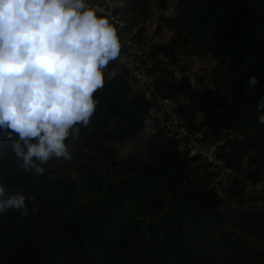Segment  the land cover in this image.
<instances>
[{
    "label": "trees",
    "instance_id": "1",
    "mask_svg": "<svg viewBox=\"0 0 264 264\" xmlns=\"http://www.w3.org/2000/svg\"><path fill=\"white\" fill-rule=\"evenodd\" d=\"M128 1L130 28L155 15L142 61L148 76L158 75L153 92L130 96L129 72L111 62L104 87L95 94L96 113L68 141L70 149L79 140L86 153L75 176L58 174L54 159L43 175L19 172L5 141L0 144V182L10 191L28 190L38 197L48 264H245L239 239L251 236L264 244V211L245 206L244 196L247 183L264 184V125L255 110L264 95V0H177L174 16L166 15L169 0ZM101 14L111 21V15ZM165 29L176 39L155 42ZM145 36L138 28L132 38ZM175 46L220 65L212 69V89L198 90L174 54L161 58ZM252 74L259 83L249 89ZM178 98L187 101L176 111L188 132L217 144L218 156L235 173L226 193L213 183L212 173L196 168L200 156L182 152L164 131L149 136L144 160L132 154L124 161L117 158L115 145L146 129L158 99ZM232 131L239 137L232 139ZM25 198L27 216L15 210L0 215V264H43L35 208ZM232 201L238 206L231 208ZM225 224L233 230L220 231ZM247 264H264V250Z\"/></svg>",
    "mask_w": 264,
    "mask_h": 264
},
{
    "label": "clouds",
    "instance_id": "2",
    "mask_svg": "<svg viewBox=\"0 0 264 264\" xmlns=\"http://www.w3.org/2000/svg\"><path fill=\"white\" fill-rule=\"evenodd\" d=\"M121 48L90 0H0V144L17 171L40 176L50 160L71 158L68 141L96 113L95 94ZM258 83L252 74L246 86ZM255 110L264 125V95ZM6 210L29 211L25 195L0 182V215Z\"/></svg>",
    "mask_w": 264,
    "mask_h": 264
},
{
    "label": "rangeland",
    "instance_id": "3",
    "mask_svg": "<svg viewBox=\"0 0 264 264\" xmlns=\"http://www.w3.org/2000/svg\"><path fill=\"white\" fill-rule=\"evenodd\" d=\"M112 1V0H111ZM118 2V0H116ZM124 1L122 3V10L120 9V7L118 6L117 2H115V0L112 1L113 3V11L116 14H119L121 19L119 20L120 22L118 24L112 22L114 24V26L116 27V29H118L119 27H124L126 28L125 31V37H129L130 35H132L131 39L134 40V43H137L140 45V51L142 52L145 48L147 49L149 47V43L153 37V33L155 30V15H149L147 22H145L144 24H139L135 29L130 28L129 27V21L131 19H133V16L131 15V10H130V2L128 0H122ZM175 0H171V2L169 3L170 7H174ZM90 3L93 6H97V7H103L105 4H107V2L105 0H90ZM104 11H100V13H103ZM106 14V13H104ZM122 25V26H121ZM138 28H142L143 31L145 32V37L137 40L136 38H132L133 34L136 33V31L138 30ZM119 31V30H118ZM165 39H176L175 35H168L165 36ZM132 40V41H133ZM148 53V50L146 52V54ZM169 54H174L179 63L183 66H185L188 69V75L190 76L191 82L192 84L200 91H204L205 88H213V84H212V69L220 67V65L218 63H216L214 61V59L210 56H207L205 58L199 59V58H195V57H191L189 56L187 50L185 48H179L177 46H175L173 49H166L165 52L161 55L162 59H166V57H168ZM114 73V72H113ZM114 74H107V76L110 78L112 77ZM158 77V75H153V76H149L150 81H154L156 78ZM176 77L180 78L181 75L180 73H176ZM202 79H205V83L203 85H201L200 81ZM130 85V83H129ZM143 90V92L149 96L150 93L148 92L146 86L140 87L139 85L133 84L130 85L129 88V95L132 96L135 93H138L139 91ZM172 102L175 103V107L180 105V104H185L187 103V101L183 98H178V99H172ZM177 108V107H176ZM202 116H199V121L202 120ZM157 131H172V129H169L167 127L164 128L163 126V122H160L158 120V118H150L148 121V125L146 127L145 130L141 131L134 140L132 141H126V142H122L119 143L117 145H115V149L117 151V158L121 161H124L127 159V157L129 155H134L135 157H137L140 160H144L147 157L148 154V150H147V140L149 138V136L155 134ZM230 137L233 138H238L239 134H237L236 132L232 131L230 133ZM209 141L207 140V143ZM213 145L212 143H208ZM70 153H71V158L69 160H63V159H54V167L56 168V170L58 171V174L62 175V176H70V177H74L75 176V168L84 160L86 153L83 152L81 150V148L79 147V140H76V142L70 147L69 149ZM216 155L217 151H216ZM219 157V156H218ZM196 168L199 169L201 172H207V173H212V175H214L215 178V182L214 184L217 186L218 190L222 193H226L227 190V185H228V176H226L225 174H223L221 171L217 170L215 168L214 165H211L207 162H205L204 160H202L200 158V160L195 164ZM203 173V172H202ZM248 188H252L251 183L247 184L245 192L248 190ZM249 194L253 195L254 193L249 190ZM238 201H232L230 202L231 206L237 205ZM245 206L246 203H245ZM249 206V205H248ZM255 209L260 210L259 208L255 207ZM226 208H222V212L226 213ZM232 227L229 224H225L220 231H224V232H230L232 231ZM239 248H244L243 251H245L244 253H242V257L245 264H247V262H249L251 259H253L257 254L261 253L264 250V244H262L261 242L255 240L253 237L251 236H243L239 239Z\"/></svg>",
    "mask_w": 264,
    "mask_h": 264
},
{
    "label": "built area",
    "instance_id": "4",
    "mask_svg": "<svg viewBox=\"0 0 264 264\" xmlns=\"http://www.w3.org/2000/svg\"><path fill=\"white\" fill-rule=\"evenodd\" d=\"M120 39L122 48L121 55L115 60L117 67L129 72L130 79L128 82L130 85L146 86L148 92L152 93V81L146 74V67L142 64L145 54L135 50L131 38L120 37ZM176 107L172 100L158 99L150 112L151 118H158L160 122H163L164 128L172 129V131L164 132L178 142L182 152H187L190 157L199 155L202 160L214 165L217 170L228 176V178L234 176L235 173L225 166L222 158L216 155L217 144H206L202 133L195 135L189 133L185 127V120L178 114ZM259 207H262L260 210L264 211V205Z\"/></svg>",
    "mask_w": 264,
    "mask_h": 264
},
{
    "label": "crops",
    "instance_id": "5",
    "mask_svg": "<svg viewBox=\"0 0 264 264\" xmlns=\"http://www.w3.org/2000/svg\"><path fill=\"white\" fill-rule=\"evenodd\" d=\"M105 1L107 2V4H105L103 7H97V6H94V7H96L99 12L100 11H104L103 13L111 15V22H114V23L118 24L120 22L119 20L121 19V17H120L119 14H116L113 11V3H112L113 0L112 1L111 0H105ZM115 2H117V1L115 0ZM123 2L124 1H122V0H118V2H117L118 6L120 7L121 10H122V6H123L122 5ZM170 2H171V0H169V3ZM176 3H177V0L174 1V4H173L174 7H170L169 6L170 11L166 15L174 16L176 14V12H175ZM117 30H119L118 32H119L120 35L123 34L122 37H125L126 28L119 27ZM168 35L172 36V35H174V33L170 32L167 29H165L160 36L154 38V41L155 42H160V43L169 42L171 39H165V36H168ZM131 36L132 35H130L129 37H131ZM125 38H127V37H125ZM133 43H134V41H133ZM134 47H135V50L140 51V46H138V45H136L134 43ZM147 50H148V48L147 49L145 48L142 51V53H144L146 55ZM111 74H115V72L111 73ZM212 181L214 183L215 182V178H213ZM251 186H252L251 189L248 188V190L246 192H244V196H245V199H246V205H247V207H254L255 206V207L261 209L262 207H259V206L260 205H264V184H257V185L251 184ZM249 190H251L254 194L250 195L249 194ZM237 206H238V204L234 205V206H231V208H234V207H237Z\"/></svg>",
    "mask_w": 264,
    "mask_h": 264
},
{
    "label": "water",
    "instance_id": "6",
    "mask_svg": "<svg viewBox=\"0 0 264 264\" xmlns=\"http://www.w3.org/2000/svg\"><path fill=\"white\" fill-rule=\"evenodd\" d=\"M11 192H21L22 194L25 195V197H28L31 199L32 204L34 205V213H35V227L38 230L39 234H40V239L42 242V247H43V264H48L49 261V256H48V248H47V243L45 238L43 237L40 228H39V218H40V214L43 210V206L40 203L38 197L32 192V191H28V190H14Z\"/></svg>",
    "mask_w": 264,
    "mask_h": 264
}]
</instances>
